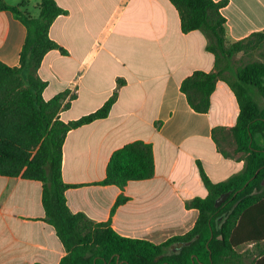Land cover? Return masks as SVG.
Returning <instances> with one entry per match:
<instances>
[{
    "label": "crops",
    "instance_id": "crops-1",
    "mask_svg": "<svg viewBox=\"0 0 264 264\" xmlns=\"http://www.w3.org/2000/svg\"><path fill=\"white\" fill-rule=\"evenodd\" d=\"M4 1L25 4L27 13L40 16L41 0ZM56 1L67 13L55 20L50 37L67 54L53 50L45 56L38 71L48 83L43 98L68 92L59 117L69 122L97 111L117 93L109 117L67 135L63 180L73 186L66 191L70 211L95 223L110 221L126 238L162 244L185 235L199 217L186 204L208 195L198 162L215 183L244 167L240 155L224 157L213 139L215 128L229 130L237 123L240 109L231 88L218 81L208 113L195 112L181 92L195 71L215 70L205 35L183 33L169 0ZM222 14L231 43L264 30V0H229ZM26 37V27L12 13L0 12V62L18 66ZM136 141L153 146L154 177L123 189L99 184L113 153ZM256 141L264 146L263 136ZM234 167L240 171L233 173ZM42 195L40 181L0 176V264H60L68 255L45 220ZM120 196L128 200L112 214Z\"/></svg>",
    "mask_w": 264,
    "mask_h": 264
},
{
    "label": "trees",
    "instance_id": "trees-1",
    "mask_svg": "<svg viewBox=\"0 0 264 264\" xmlns=\"http://www.w3.org/2000/svg\"><path fill=\"white\" fill-rule=\"evenodd\" d=\"M169 1L179 13L182 32L201 31L207 39V51L215 58V70L195 71L183 80L181 92L195 112L208 113L218 81L231 88L240 109L237 123L229 130L215 128L213 139L224 157L240 155L244 167L215 183L198 162L208 195L186 204L199 211L194 228L155 244L122 237L110 221L95 223L70 211L66 191L73 186L63 180L67 135L109 117L117 93L97 111L62 121L59 115L68 92L46 101L43 92L48 83L38 71L50 51L67 54L50 37L51 26L67 11L56 0H41L36 18L24 10L25 4L11 6L0 0V12L12 13L27 29L19 65L9 67L0 62V176L43 183L45 220L54 226L68 252L60 264H264V146L256 141L258 135L264 137V106L260 103L264 100V55L262 60L242 65L236 60L241 53L264 49V30L231 43L222 14L229 0ZM225 132L234 143L233 155L222 148L221 140L229 142ZM154 175L153 146L136 141L113 153L106 177L99 184L123 189L130 181L149 180ZM227 193V199L217 206ZM127 200L120 196L112 214ZM180 243L184 245L178 249ZM244 246L251 247L240 252ZM172 247L176 249L169 252Z\"/></svg>",
    "mask_w": 264,
    "mask_h": 264
},
{
    "label": "rangeland",
    "instance_id": "rangeland-1",
    "mask_svg": "<svg viewBox=\"0 0 264 264\" xmlns=\"http://www.w3.org/2000/svg\"><path fill=\"white\" fill-rule=\"evenodd\" d=\"M263 55H264V49H259V50L250 51L247 54L241 53L236 57V60H238L239 64L242 65V64H246V63L251 62V61L262 60ZM260 103L262 106H264V100L263 99L261 100ZM229 142H226V143L223 142L222 148L225 151H227L228 153L233 155L234 143L232 142V139H230ZM263 145H264V142H263ZM232 171H234L233 173H236L237 171H240V167L239 168L234 167ZM237 173H239V172H237ZM175 249H176V247H172L171 249H169V252H172ZM247 249H250V247L244 246V247L240 248L239 250H240V252H243Z\"/></svg>",
    "mask_w": 264,
    "mask_h": 264
},
{
    "label": "water",
    "instance_id": "water-1",
    "mask_svg": "<svg viewBox=\"0 0 264 264\" xmlns=\"http://www.w3.org/2000/svg\"><path fill=\"white\" fill-rule=\"evenodd\" d=\"M229 196V194L227 193V194H224L218 201H217V206H220L226 199H227V197ZM184 244L183 243H180L179 244V248L178 249H180L182 246H183Z\"/></svg>",
    "mask_w": 264,
    "mask_h": 264
}]
</instances>
